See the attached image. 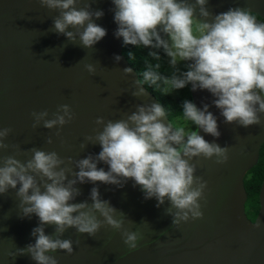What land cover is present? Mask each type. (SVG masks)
Wrapping results in <instances>:
<instances>
[{
	"label": "clouds",
	"instance_id": "clouds-1",
	"mask_svg": "<svg viewBox=\"0 0 264 264\" xmlns=\"http://www.w3.org/2000/svg\"><path fill=\"white\" fill-rule=\"evenodd\" d=\"M81 2L83 0H39L42 7L59 12L53 18L50 31L64 35L72 44H77L79 38L81 47L92 49L107 35V30L93 19L102 18L104 12L90 10L93 0H87L85 7L78 8ZM112 3L114 21L118 25L114 35L122 37L125 45L162 48L172 65L178 60L187 62V70L180 76L165 80L172 88L180 90L190 84L192 91H209L215 97L212 103L220 110L225 124L245 128L264 124L261 120L264 114V23H258L251 10L230 8L213 17L207 9L208 0H195V3L188 0H112ZM197 7L200 17L212 20L202 22L197 29L199 35H194L192 26ZM114 59L119 62L121 57L117 55ZM85 67L90 74H96L93 64ZM123 71L127 75L132 69ZM160 80V74L151 65L143 72L144 82L156 85ZM136 83L140 87L131 92L132 96L147 95L141 80ZM209 107L204 104L201 110L185 100L183 116L195 128L218 139L221 133L217 118ZM32 116L33 129L41 124L47 129L63 128L75 118L67 104L60 105L52 119H48L47 110L33 112ZM166 116L164 107L150 103L137 105V110L126 119L105 122L103 117H98L95 123L102 125L103 130L85 137L86 143L81 147L99 144L101 151L76 161L71 158L65 161L56 151L33 147L27 150L31 158L22 162L16 158V155L26 154L20 145L5 143L13 130L0 128V153L10 147L16 152V155H0V196L15 190L21 218L35 215L39 220V226L31 233L35 242L10 255L14 258L30 255L36 264H58L49 253L57 250L69 255L74 253L73 241L62 238L66 231L75 229L80 234L96 237L104 226L122 231L129 251L138 249L142 235L124 230L127 215L110 201L101 199L98 187L90 191L92 203H72L82 194L76 187L78 183L101 182L123 187L131 179L146 200H157V208L168 202L165 214L172 217V226L177 229L182 223L203 219L200 201L205 200L207 181L196 175L197 166L191 161L215 157V163L223 165L229 160L230 149L227 145L221 147L207 141L195 130L185 133L184 128L165 124L163 118ZM46 142L52 144V137ZM100 162L108 166L107 171L98 167ZM73 163L78 171L67 166ZM69 173L72 179L68 178ZM46 225L53 227L51 235L46 234ZM167 234V231L160 233ZM76 243L78 245L79 241Z\"/></svg>",
	"mask_w": 264,
	"mask_h": 264
},
{
	"label": "water",
	"instance_id": "water-1",
	"mask_svg": "<svg viewBox=\"0 0 264 264\" xmlns=\"http://www.w3.org/2000/svg\"><path fill=\"white\" fill-rule=\"evenodd\" d=\"M86 2L83 0L77 7H85ZM114 7L112 0L91 2L90 10L104 12L102 18L93 19L107 30V35L87 49L79 45V38L77 44H72L64 35L50 31L59 12L42 7L39 0H0V128L13 130L5 143L19 144L26 152L16 155L10 147L0 155H16L26 162L31 158L27 150L33 147L56 151L65 161L97 155L101 151L99 144L89 143L85 149L81 145L86 143L85 137L103 130L102 125L95 123L98 117H103L105 122L117 121L135 112L137 105L158 103L164 107L142 82L147 95L132 96L131 92L140 87L136 83L140 78L123 54V38L114 35L118 28ZM237 7L264 15V0H208L207 3L213 17ZM195 15L194 19L201 24L212 20L200 17L198 7ZM69 31L74 30L69 28ZM161 35L165 37L164 33ZM117 55L121 57L119 62L114 59ZM86 64L96 67L95 75L87 71ZM125 68H131L132 72L126 75ZM192 96L199 109L203 110L204 104L210 106L221 136L217 139L199 128L193 130L207 141L230 149L229 160L223 165L216 164L215 157L191 161L197 166L196 175L207 181L205 200L200 201L203 219L182 223L177 229L172 226V217L165 214L168 202L157 208V200H146L131 179L123 187L101 182L78 183L76 187L82 194L72 203H92L90 191L98 187L101 199L110 201L127 215L124 230L139 232L143 238L137 250L129 251L122 231L104 226L92 237L69 229L62 238L73 241L74 253L69 255L61 250L49 253L58 264H264V179L259 191L260 208L254 220L246 213L244 185L246 172L259 160L264 124L247 128L225 124L209 91L197 89L192 91ZM64 104L70 105L75 115L70 123L63 128L47 129L41 124L33 129V112L47 110L48 119H52L53 113ZM261 120L264 121V114ZM163 122L173 124L168 116ZM49 136L52 144L46 142ZM67 166L78 171L74 163ZM98 167L108 170L103 162ZM68 175L72 179L71 173ZM19 203L15 190L0 196V264H36L30 255L15 258L10 255L34 243L31 233L39 226L35 215L21 218ZM164 231L168 234L160 235ZM45 232L51 235L53 227L46 225Z\"/></svg>",
	"mask_w": 264,
	"mask_h": 264
},
{
	"label": "trees",
	"instance_id": "trees-1",
	"mask_svg": "<svg viewBox=\"0 0 264 264\" xmlns=\"http://www.w3.org/2000/svg\"><path fill=\"white\" fill-rule=\"evenodd\" d=\"M155 53V55H153ZM123 54L127 57L129 63L137 71L141 82L152 91L163 103L167 116L170 119L183 116V100L169 93L168 74L165 68L166 53L164 50L148 48L143 45L132 46L125 45L123 41ZM149 65L158 72L161 80L156 85L143 81V72L148 69ZM159 65V67H156ZM189 124L193 123L187 120ZM264 179V143L261 145L259 160L257 164L251 167L244 176V185L247 191V201L245 204L246 213L250 219H254L259 209V191Z\"/></svg>",
	"mask_w": 264,
	"mask_h": 264
},
{
	"label": "rangeland",
	"instance_id": "rangeland-1",
	"mask_svg": "<svg viewBox=\"0 0 264 264\" xmlns=\"http://www.w3.org/2000/svg\"><path fill=\"white\" fill-rule=\"evenodd\" d=\"M200 22H198L196 19L193 20V33L194 35H199V32L197 31L198 29V26H200L199 24ZM167 38V37H165ZM166 64H165V68H166V71H167V74H168V80H170L173 76H180L184 71L187 70V62H183V61H179L177 62L176 65H172L171 64V58L168 57L166 55ZM168 92L175 95V94H178V93H183V92H186L184 95H186L188 93V90H189V85L186 86L185 88L183 89H180V90H176L174 88L171 87V85L168 83ZM180 126L182 128H184V130L188 127V125L184 122H180Z\"/></svg>",
	"mask_w": 264,
	"mask_h": 264
},
{
	"label": "flooded vegetation",
	"instance_id": "flooded-vegetation-1",
	"mask_svg": "<svg viewBox=\"0 0 264 264\" xmlns=\"http://www.w3.org/2000/svg\"><path fill=\"white\" fill-rule=\"evenodd\" d=\"M252 11V10H251ZM255 19L258 21V22H261V23H264V15L256 12V11H252L251 13ZM201 25V23H199ZM166 37V36H165ZM164 37V38H165ZM186 92H181V93H178V94H175L174 96L177 97V98H181L183 101L185 100H190L191 102H193V96H192V88H191V85L189 84V90H188V93L186 95H184ZM194 103V102H193ZM171 121L173 122V124L175 125L176 128H182L180 126V122H184L188 125V127L185 129V133H188L190 132L191 130H193L195 128L194 125H191L188 123L187 119L184 118V116H179V117H175L173 119H171ZM259 208H260V204H259ZM258 212H259V209H258ZM257 212V214H258ZM256 214V216H257ZM255 216V217H256ZM255 219V218H254ZM253 219V220H254Z\"/></svg>",
	"mask_w": 264,
	"mask_h": 264
}]
</instances>
